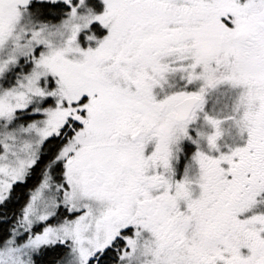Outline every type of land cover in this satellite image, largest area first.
<instances>
[{"label": "snow or ice", "instance_id": "snow-or-ice-1", "mask_svg": "<svg viewBox=\"0 0 264 264\" xmlns=\"http://www.w3.org/2000/svg\"><path fill=\"white\" fill-rule=\"evenodd\" d=\"M0 264H264V0H0Z\"/></svg>", "mask_w": 264, "mask_h": 264}]
</instances>
